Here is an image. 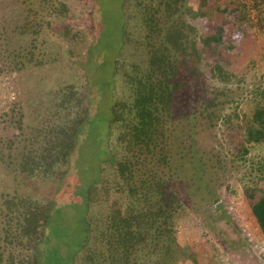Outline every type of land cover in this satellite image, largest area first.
<instances>
[{
  "label": "rangeland",
  "instance_id": "obj_1",
  "mask_svg": "<svg viewBox=\"0 0 264 264\" xmlns=\"http://www.w3.org/2000/svg\"><path fill=\"white\" fill-rule=\"evenodd\" d=\"M65 1L69 12L58 22L72 32L71 49L63 54L43 34L42 63L21 72L0 54V264L32 254L28 241L19 242L8 197L49 203L35 264H155L148 222L158 209L162 244L169 234L162 226L171 220L180 253L233 250L242 261L252 256L264 264V238L251 212L264 194V139L247 141L259 127L255 111L264 108V0L195 2L194 69L180 70L183 82L172 90L164 77L170 79L173 55L163 50L161 21L132 19L135 0ZM184 30L192 32L186 23ZM161 52L169 55L152 63ZM65 84L86 92L87 117L64 166L28 174L22 154L40 147L54 118L53 90ZM143 99L160 116L148 138L125 120L131 102L144 108ZM163 179L177 198L165 190L163 199L145 195Z\"/></svg>",
  "mask_w": 264,
  "mask_h": 264
},
{
  "label": "trees",
  "instance_id": "obj_2",
  "mask_svg": "<svg viewBox=\"0 0 264 264\" xmlns=\"http://www.w3.org/2000/svg\"><path fill=\"white\" fill-rule=\"evenodd\" d=\"M0 3H3L1 9L4 12L0 14V40H3L2 44L0 42V54L3 59H8L14 64V70L17 72L25 70L29 62L34 61L33 64L42 63L43 53L40 54L38 49L40 43L43 42V34L50 35L55 45L58 44L61 51H64L63 54L66 52L65 50L71 49L67 43L71 45L73 42L72 32L65 24L58 22V19L68 15L69 12V5L65 0H1ZM183 34L179 25L178 45L184 41ZM53 36H57L59 40L57 41V38ZM195 49V53H197V45ZM71 59L76 61L73 57ZM53 92L54 95L51 98L53 101L51 105L53 122L46 123L40 147H36L35 151L32 145L30 148L28 147L27 152L22 154V168L28 170V174H33L37 169H41L45 173H52L55 167L64 166L73 151L75 139L80 132L79 127L87 117L86 92L80 87L76 88L73 84H65L57 87ZM144 101L146 102V99ZM153 103L151 101L146 102L142 108L137 103L131 102L130 105L134 112H127L125 120L128 126H131L132 130L134 129V132L141 137H150V131L160 117L157 110L158 106H154ZM189 105L193 106L194 104ZM255 113V120L259 127L251 130L247 137L249 142H259L264 139V108L257 109ZM192 115V111H189L186 116L190 119ZM8 141L11 150L10 155H12L14 135L9 137ZM32 155L33 157H31ZM60 170V173L64 174L65 167L60 168ZM167 180L163 179L159 183L160 186L157 184L155 187L146 188L144 190L145 195L155 197L157 200L163 199V193L160 192L165 190L177 198V195L165 186L168 184ZM14 199L15 197L4 199L6 209L13 214L12 217L15 213L18 229L16 234L19 237V242L23 244V241H28L32 254L29 257L18 259L10 255L6 264H35L34 250L42 239L41 231L46 223L49 203L39 205L28 200V198H18L17 202H14ZM170 202L172 203V201ZM158 210L159 213H162L163 209ZM251 212L264 238V194L252 203ZM157 217L156 215L153 216L150 221L154 222ZM166 227L164 224L162 229L165 230ZM157 228L158 224L149 227L150 230L154 229L155 231ZM148 239L151 242L156 240L153 231L149 232Z\"/></svg>",
  "mask_w": 264,
  "mask_h": 264
},
{
  "label": "crops",
  "instance_id": "obj_3",
  "mask_svg": "<svg viewBox=\"0 0 264 264\" xmlns=\"http://www.w3.org/2000/svg\"><path fill=\"white\" fill-rule=\"evenodd\" d=\"M202 3L207 4L208 6L212 2V0H135V7L132 9L130 6L129 13L131 14V18H146L148 21H153L154 19H158L161 21L162 25L160 28L163 29L162 31V39L164 42V49L167 52H171L173 55V64L172 68L168 75L170 76V79L168 78L167 74L164 77L165 85L169 83L170 80V90L177 88L180 84L183 82V78L179 75V71L185 72V67L188 69H194V57H195V51H196V44L199 40V37L196 38V33H194V28H191V24L195 23V19L200 16L199 12L195 13V7H193L194 3ZM178 19L185 20L183 22L177 21ZM156 22V21H155ZM185 23L189 24L190 30L192 32H186L184 30ZM179 25L181 26L183 30L184 35V41L182 44L178 45V29ZM174 31V32H173ZM203 39L205 40L204 43H206L207 47H211V40H210V34H208L206 37L203 35ZM191 43V45H189ZM198 45V44H197ZM204 45V44H203ZM198 48V47H197ZM165 51V52H166ZM166 53H160V55L153 56L151 62L154 63V61L163 62L164 56ZM185 63H184V61ZM181 63V65H180ZM191 64V65H190ZM193 67V68H192ZM155 71L154 69H152ZM151 71L148 72L150 74ZM156 72V71H155ZM146 75V77L148 76ZM179 76V77H178ZM149 77H147L148 80ZM143 80H146L145 77L138 78V82H143ZM182 80V81H181ZM189 80H184V84H189ZM180 83V84H179ZM183 84V85H184ZM173 87V88H172ZM141 93V92H140ZM139 91L137 95H140ZM141 96V95H140ZM172 92H170V98L169 100H172ZM155 106V105H154ZM194 109H192V113ZM157 214L158 217H157ZM156 217L157 219L154 222H148L149 227H153L154 225L161 226L159 224V221H161V213H157ZM169 221V220H168ZM166 224L167 228H169V234L167 236V244L163 243L162 238V232L161 230L153 231L155 233V237L157 241L159 242V245H157V241L151 242L154 244V251L153 248H151L150 253L153 252L152 258L155 260V264H259L257 260H255L252 256L250 258L247 257L245 261H242L241 255L239 256H233L234 251H222V252H214L211 248L208 252H200L198 249L194 248L192 250H189V248H185L182 253L179 251V234L175 235L171 234L172 230L170 229L171 220ZM193 252V253H192ZM194 254L193 256H191ZM113 255V260H115V255ZM180 255L188 256L185 259L180 260ZM119 257L122 255L119 254ZM143 256V259L145 257L147 258L149 255L145 253ZM247 262V263H246Z\"/></svg>",
  "mask_w": 264,
  "mask_h": 264
}]
</instances>
